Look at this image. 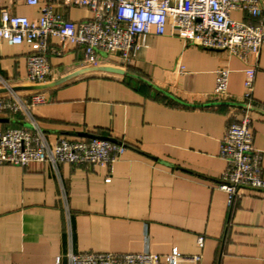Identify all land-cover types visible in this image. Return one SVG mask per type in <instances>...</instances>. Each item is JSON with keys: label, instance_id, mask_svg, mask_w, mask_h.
<instances>
[{"label": "crops", "instance_id": "crops-1", "mask_svg": "<svg viewBox=\"0 0 264 264\" xmlns=\"http://www.w3.org/2000/svg\"><path fill=\"white\" fill-rule=\"evenodd\" d=\"M8 5L0 0V8ZM29 17L37 8L11 5ZM78 21L82 8L64 9ZM236 19L256 22L242 10ZM32 43L0 42V77L32 104L48 141L106 135L126 149L109 167L67 162L0 163V264H68L66 252H177L176 264H264V189L243 187L228 205L217 186L226 161L220 139L243 106L242 69L255 66L253 145L264 178V45L245 60L170 33H150L128 65L118 54L95 63L80 47L50 56L53 76L27 88ZM182 71H179V66ZM230 70L227 94L215 95V70ZM0 81V98L8 99ZM0 129L28 125L9 114ZM110 180L106 181L105 176ZM203 237L199 246L197 237ZM195 256H199L197 260ZM158 264H167L162 257Z\"/></svg>", "mask_w": 264, "mask_h": 264}, {"label": "built area", "instance_id": "built-area-1", "mask_svg": "<svg viewBox=\"0 0 264 264\" xmlns=\"http://www.w3.org/2000/svg\"><path fill=\"white\" fill-rule=\"evenodd\" d=\"M0 8V42L10 45L32 43L33 51L25 55L26 79L29 84L47 82L53 76L50 56H60L69 48L80 47L84 59L95 63L100 53L118 54L128 65L137 49L146 45L150 33H170L202 48L225 50L245 60L258 54L264 45V0H7ZM26 4L37 8L29 17L10 10V6ZM82 8L86 14L73 21L64 9ZM242 10L256 22L234 18L231 13ZM179 71L183 67L179 66ZM230 70H215L213 94H227ZM243 106L240 116L229 123L220 139L218 154L226 161L217 186L227 193L228 205L241 195L243 187L264 189L261 176V150L253 145L251 100L255 66L242 69ZM5 87L10 85L0 77ZM12 98H0V113H20L28 125L0 129V163L26 166L32 161L47 162L54 169L61 162L72 165L91 164L107 168L117 160L126 145L100 137L70 139L57 136L48 141L31 114V106L42 101L35 95L30 102L10 91ZM109 181L110 176L106 175ZM199 246L203 237L198 236ZM68 264H158L162 257L167 264H176L177 252L167 254L142 252H66ZM199 259V256H195ZM55 264H59L56 257Z\"/></svg>", "mask_w": 264, "mask_h": 264}, {"label": "water", "instance_id": "water-1", "mask_svg": "<svg viewBox=\"0 0 264 264\" xmlns=\"http://www.w3.org/2000/svg\"><path fill=\"white\" fill-rule=\"evenodd\" d=\"M46 85V83H40V84H31V85H27V88H31V87H35V88H40V87H44ZM2 90L3 91H12V92H16V88L15 87H2ZM8 120L7 117H3V116H0V122L2 121H6ZM86 136H89V137H100V138H105V139H109L111 141H116L118 142L117 140H115L114 138H111L110 136H106V135H91V134H85Z\"/></svg>", "mask_w": 264, "mask_h": 264}, {"label": "trees", "instance_id": "trees-1", "mask_svg": "<svg viewBox=\"0 0 264 264\" xmlns=\"http://www.w3.org/2000/svg\"><path fill=\"white\" fill-rule=\"evenodd\" d=\"M0 115L9 116V114L7 112H1Z\"/></svg>", "mask_w": 264, "mask_h": 264}, {"label": "rangeland", "instance_id": "rangeland-1", "mask_svg": "<svg viewBox=\"0 0 264 264\" xmlns=\"http://www.w3.org/2000/svg\"><path fill=\"white\" fill-rule=\"evenodd\" d=\"M9 98H12V94H9Z\"/></svg>", "mask_w": 264, "mask_h": 264}]
</instances>
